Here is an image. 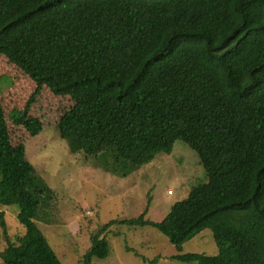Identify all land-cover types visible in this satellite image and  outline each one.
I'll use <instances>...</instances> for the list:
<instances>
[{
    "label": "trees",
    "instance_id": "16d2710c",
    "mask_svg": "<svg viewBox=\"0 0 264 264\" xmlns=\"http://www.w3.org/2000/svg\"><path fill=\"white\" fill-rule=\"evenodd\" d=\"M0 54L37 84L36 94L47 86L74 100L61 138L107 171L170 155L196 112L211 128L208 182L160 223L146 211L103 225L80 264L110 255L107 235L118 225L152 226L179 250L209 229L238 264H264V0H0ZM18 121L39 134L27 115ZM0 204L19 207L32 248L9 241L0 211L4 264H63L37 224L64 223L58 195L25 145L12 144L1 102ZM172 259L228 264L222 251Z\"/></svg>",
    "mask_w": 264,
    "mask_h": 264
},
{
    "label": "rangeland",
    "instance_id": "374dc122",
    "mask_svg": "<svg viewBox=\"0 0 264 264\" xmlns=\"http://www.w3.org/2000/svg\"><path fill=\"white\" fill-rule=\"evenodd\" d=\"M37 89L33 80L0 54V102L11 142L25 145L38 175L58 195L64 223L37 224L63 264H80L92 245L93 233L103 225L137 219L146 211L145 219L160 223L192 188L208 182L202 157L212 148L214 137L202 113H194L180 125V139L170 155L160 154L142 167L126 163L107 171L94 159L71 154L61 138L59 121L74 106V100L54 95L47 86L39 94ZM23 115L40 128L39 134L32 136L19 124ZM0 211L6 215L9 241L32 252L26 228L18 219L19 207L0 204ZM107 240L112 247L110 255L95 259L94 264H189L172 258L187 253L216 256L221 251L228 264H238L231 245L220 249L209 229L180 250L152 226L118 225ZM7 246L0 228V264H4L1 255Z\"/></svg>",
    "mask_w": 264,
    "mask_h": 264
}]
</instances>
